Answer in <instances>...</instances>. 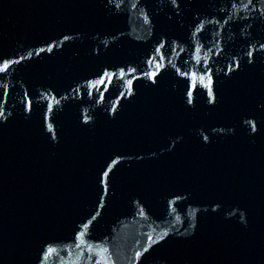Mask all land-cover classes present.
Instances as JSON below:
<instances>
[{
    "label": "water",
    "instance_id": "1",
    "mask_svg": "<svg viewBox=\"0 0 264 264\" xmlns=\"http://www.w3.org/2000/svg\"><path fill=\"white\" fill-rule=\"evenodd\" d=\"M0 264H264V0H0Z\"/></svg>",
    "mask_w": 264,
    "mask_h": 264
}]
</instances>
